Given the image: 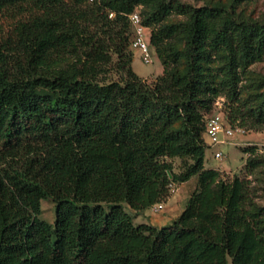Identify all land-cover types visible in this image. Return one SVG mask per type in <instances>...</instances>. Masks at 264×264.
Instances as JSON below:
<instances>
[{"label":"trees","instance_id":"1","mask_svg":"<svg viewBox=\"0 0 264 264\" xmlns=\"http://www.w3.org/2000/svg\"><path fill=\"white\" fill-rule=\"evenodd\" d=\"M134 11L163 65L154 83L133 68ZM11 12L21 18L3 42L20 62L0 50V264H264V207H252L249 179L205 164L217 94L205 63L225 52L236 81L264 50V21L170 0H0V17ZM73 53L72 68L44 70ZM113 64L121 78L103 82ZM255 113L264 120V98ZM244 152L249 173L264 162L256 147ZM192 177L166 225L135 223L125 209L141 214ZM43 199L54 223L40 217Z\"/></svg>","mask_w":264,"mask_h":264},{"label":"rangeland","instance_id":"2","mask_svg":"<svg viewBox=\"0 0 264 264\" xmlns=\"http://www.w3.org/2000/svg\"><path fill=\"white\" fill-rule=\"evenodd\" d=\"M174 3L182 2L196 6L203 4L224 3L229 10L234 14L236 20L247 21H264V0H170ZM21 18V15L14 12L6 13L0 17V50L8 55L7 60L10 61L12 67H19V58L15 54H10V51L15 50V45L12 43L3 42V37L13 32L14 26ZM183 15L173 13L169 16V21L184 20ZM93 20L88 21V29L91 31L105 32L108 30L106 25L95 24ZM184 37L181 35L173 40V43L179 47H184ZM78 54H70L62 60L47 65L44 70L52 74L62 68L71 67L75 63ZM19 61V62H18ZM225 52H220L206 61L205 67L208 77L211 78L215 88L217 89L216 97L212 102L210 113H218L226 116L225 126H231L235 129L234 136L223 144L210 147L206 151L205 164L209 168H217L223 173L225 178H232L234 175H239L247 178L251 186V205L254 209L264 207V162L255 170L249 173L246 170V160L249 153L244 152L245 147H256L258 153L264 158V120L258 119L255 111L262 99L264 98V50L256 60L251 63L241 62L238 66L237 80H233L228 73L226 67ZM133 68L135 71L146 79L149 83H154L158 76L163 74V65L159 58H156L153 63H146L141 59L140 52L135 51ZM121 71L116 64L109 65L106 72L101 76L103 82L117 80L121 78ZM236 85V87H234ZM236 88V94H234ZM232 96V97H231ZM237 106L239 108L237 109ZM234 107V114L238 112L237 120L231 122L229 118L230 108ZM216 150L223 152L221 158H216L214 153ZM174 165L175 171L179 172L182 166V159L174 157L170 159ZM190 184L183 186L180 192L188 194ZM179 192V191H178ZM171 194L166 199L177 195ZM166 206L161 211H152L153 214H158L164 211ZM125 209L133 216L135 223L149 222L148 216L144 212L137 214L129 205L125 203ZM40 217L44 220L54 223L55 206L52 200L43 199L42 213ZM166 225V224H165ZM162 226V225H161Z\"/></svg>","mask_w":264,"mask_h":264},{"label":"built area","instance_id":"3","mask_svg":"<svg viewBox=\"0 0 264 264\" xmlns=\"http://www.w3.org/2000/svg\"><path fill=\"white\" fill-rule=\"evenodd\" d=\"M90 2L94 0H89ZM114 13H111L112 17ZM129 19L132 27V40L131 47L140 52L141 58L146 63H153L155 60V50L149 43L148 33L149 29L143 24L142 17L139 11H134L129 14ZM226 116L223 114L212 113L206 120V136L211 147L218 144L227 143L235 133V129L231 126L226 127L224 120ZM223 152L216 150L214 155L216 158H221ZM179 184L171 183V194L178 191ZM164 208V202L155 204L151 209L152 211H161Z\"/></svg>","mask_w":264,"mask_h":264},{"label":"crops","instance_id":"4","mask_svg":"<svg viewBox=\"0 0 264 264\" xmlns=\"http://www.w3.org/2000/svg\"><path fill=\"white\" fill-rule=\"evenodd\" d=\"M207 167V166H206ZM188 194H182L180 197L181 189L184 185L190 184ZM197 179L196 177H192L188 181L181 183L178 187L177 195L169 198V200L164 204L166 206L165 210L158 214H153L152 209H147L144 211L145 216H148L149 222L157 226H163L165 224L170 223L174 218L182 213L185 208V205L191 195V193L196 188Z\"/></svg>","mask_w":264,"mask_h":264}]
</instances>
